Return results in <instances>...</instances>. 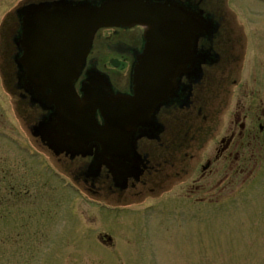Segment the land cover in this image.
Masks as SVG:
<instances>
[{
    "label": "rangeland",
    "instance_id": "1",
    "mask_svg": "<svg viewBox=\"0 0 264 264\" xmlns=\"http://www.w3.org/2000/svg\"><path fill=\"white\" fill-rule=\"evenodd\" d=\"M26 1L0 0V25ZM228 9L238 18L237 31L245 35L243 57L255 59L253 65L257 59L264 60V3L231 0ZM232 99L230 105L234 106ZM13 102L0 90V179L5 178L0 180V188L8 189L0 191V264H264V165L243 192L237 191L238 196L224 207H175L171 201L147 207L159 202L148 197L126 202H132L128 209L117 208L123 203L117 194L105 188L97 197L89 196L50 170V164L45 163L48 159L39 158L35 148L44 150L12 111L25 122L24 110L31 109L17 104L18 100ZM216 104L214 110L206 109L199 118L202 127L205 125L209 134L217 132L215 137L220 140L228 116L218 112L225 102ZM216 120L219 124L214 125ZM193 134L200 137L198 130ZM10 135L24 146L9 143ZM193 146L192 150L202 149L196 138ZM198 155L202 157V151ZM62 166L76 175L69 161L62 159L60 169ZM171 174V182L180 188V181L192 184L197 175L194 168L188 174L183 175L181 169ZM13 181L20 186L11 185L10 193ZM182 193L177 190L175 195ZM101 234L110 235L115 246H103Z\"/></svg>",
    "mask_w": 264,
    "mask_h": 264
},
{
    "label": "flooded vegetation",
    "instance_id": "2",
    "mask_svg": "<svg viewBox=\"0 0 264 264\" xmlns=\"http://www.w3.org/2000/svg\"><path fill=\"white\" fill-rule=\"evenodd\" d=\"M174 1L188 3V7H191L190 3H195L200 7L203 2V0ZM201 6L204 8L205 4L203 3ZM202 11L204 12V10ZM203 12L202 18L204 19L203 16L206 13ZM209 13H215L218 18L223 14L219 9ZM210 17L212 18V15ZM226 20L227 16L214 39V51L221 55L220 59L216 62L202 60L199 67V70L202 71V81L196 83L197 85H190L191 70L180 79L178 96L182 99L179 102L183 104L182 106H162L155 109L152 119L157 122L156 125L163 126L164 134L160 139H140L138 141V153L142 157L124 162L125 170H121L123 171L121 176L118 175L121 180L116 182L119 185L117 187H121L127 193L135 196L145 192L154 193L159 191V188L165 183L168 184L173 175L171 171L174 169H181L184 175L194 168L197 175L192 184H188L190 181H180L183 188H180L181 186L176 187L174 184L171 186V193L175 194L177 190H182L183 193L177 200L188 202L192 200L195 204L202 202L217 204L221 200L215 197L225 196L227 198L234 195L253 180L262 169L264 163V109L261 103V82L255 69L256 65H250L247 71L242 73L240 71L241 60L237 56L234 59L224 58L221 51L230 52L238 49L234 36L236 30ZM11 24L12 20L10 19L6 26H3L4 34L11 30ZM2 33L0 32V79L6 80L7 76L10 79L7 74L10 52L9 47L2 39ZM141 33L140 29L131 32H112L110 39L113 40V43H108V45L126 44L129 49L139 48L143 41L142 36H140ZM205 35L202 34V37ZM206 52V43L202 38V53ZM111 53L114 59L121 62L119 70L112 71L111 81L121 92L131 94L130 71L133 59L126 55L128 54L127 51L120 57H118L119 51H111ZM227 54L229 55V53ZM190 87L193 103L187 107L184 102L188 100ZM196 88L199 90H195ZM199 92L200 94H198ZM232 98L235 99L234 106L230 105ZM216 101L226 104L222 106L223 110L217 109L219 114L223 112L225 118L226 115L228 116L227 121L223 124L226 131L220 140H217L218 138L215 137L217 132L209 134V130L204 129L205 125L202 127L203 123H201L198 131L200 137L197 139L198 144H202V149H198L202 151V157H200L199 151L196 148L192 150L190 147H194L195 142V134L191 132L192 125L190 122L195 117L196 112L202 115L206 109L214 110L217 105ZM96 117L97 121L103 124L100 113L96 112ZM200 117L202 118V116ZM56 118L55 123L57 124L58 116L55 110H47L45 119L54 122ZM153 120L151 121L155 124ZM217 124H219V120L214 123V125ZM208 136L210 139H206ZM180 140L181 142H178ZM210 142L211 144L208 145ZM180 156H182L181 160L178 159ZM110 165L112 166V164ZM106 175V184L111 181L115 183L111 176ZM113 186H109V188L111 190L117 188Z\"/></svg>",
    "mask_w": 264,
    "mask_h": 264
},
{
    "label": "water",
    "instance_id": "3",
    "mask_svg": "<svg viewBox=\"0 0 264 264\" xmlns=\"http://www.w3.org/2000/svg\"><path fill=\"white\" fill-rule=\"evenodd\" d=\"M136 25L146 28V46L135 69V97L130 100L114 95L107 98L87 83L82 88L85 97L79 100L74 84L96 31L102 27ZM24 26L22 64L26 65L29 75H42L41 92L52 91L43 97L62 110L63 135L68 139L75 135L74 139L79 140L77 144L82 142L85 147L97 141L103 147L100 159L110 157L119 161L120 150L124 148L120 140L128 138L126 134L122 136L125 127L120 114L123 110H136L137 114L141 113L138 110H151L171 94L169 87L196 59L193 42L204 25L193 12L177 3L106 0L99 6L48 4L33 17H26ZM93 106L104 111L105 127L96 125L94 113L86 114ZM77 113L85 114L86 119H79L81 115Z\"/></svg>",
    "mask_w": 264,
    "mask_h": 264
}]
</instances>
